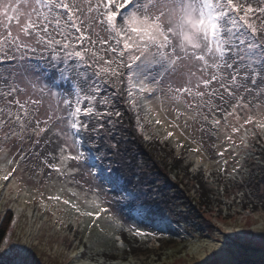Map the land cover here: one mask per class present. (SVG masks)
Segmentation results:
<instances>
[{
	"label": "snow or ice",
	"instance_id": "6c2138e0",
	"mask_svg": "<svg viewBox=\"0 0 264 264\" xmlns=\"http://www.w3.org/2000/svg\"><path fill=\"white\" fill-rule=\"evenodd\" d=\"M147 144L213 193L181 226L192 264H264V0H0V255L121 264L155 242Z\"/></svg>",
	"mask_w": 264,
	"mask_h": 264
},
{
	"label": "rangeland",
	"instance_id": "374dc122",
	"mask_svg": "<svg viewBox=\"0 0 264 264\" xmlns=\"http://www.w3.org/2000/svg\"><path fill=\"white\" fill-rule=\"evenodd\" d=\"M185 181L187 182L186 188H191V179L188 178V180L186 179ZM262 182L264 181L261 180L260 176L255 178L257 195H259V184ZM208 207L209 205L204 206L203 209L201 208V211H203L202 214H206V216H188L187 213H182L185 212L184 206H176V209L173 211H169L165 208V213L170 217L171 224L164 235L158 237L155 242H152L151 240L142 241L139 238L135 241L126 240L125 242L128 245L127 249H124L119 253L113 251L105 258L120 261L121 264H128L129 257L131 258L133 264H192V257L189 254L188 249L189 245L192 244L194 246L195 242L184 238V232L181 230V226L187 225L191 222H195L203 226L205 221L208 220L207 213L205 211ZM0 208H2V204H0ZM141 226L147 230H152L150 225L144 224ZM248 230L252 231L254 235H259L255 229ZM208 231L209 229L205 227L204 232L206 233ZM201 238H203V234H201ZM93 255H95V253H93ZM249 258L259 260L260 253L258 251L250 253ZM42 259L40 249H33L32 254L27 257L29 264H40L43 261ZM60 259V256H54L52 262H49V264H58ZM196 259L198 260L200 258L196 257Z\"/></svg>",
	"mask_w": 264,
	"mask_h": 264
},
{
	"label": "trees",
	"instance_id": "16d2710c",
	"mask_svg": "<svg viewBox=\"0 0 264 264\" xmlns=\"http://www.w3.org/2000/svg\"><path fill=\"white\" fill-rule=\"evenodd\" d=\"M135 150L141 154V159L145 165L144 170L152 174V179L156 180L157 186L164 191L166 203L160 205L163 210L167 208V210L173 211L176 206H184L185 212L182 213H187L188 216H206V214H202L201 208L210 206L213 193L205 187L199 172L196 174L191 172V161L184 164L156 144L137 145ZM188 178L192 181L191 188H186L187 182L185 180ZM198 185L199 187H197ZM40 250L43 258L40 264H49L47 249ZM17 258L11 254L9 256L1 255L0 264H13Z\"/></svg>",
	"mask_w": 264,
	"mask_h": 264
}]
</instances>
